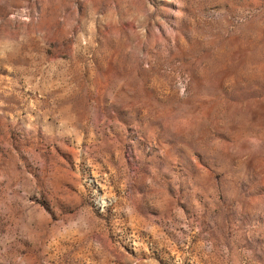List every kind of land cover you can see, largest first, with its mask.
Returning a JSON list of instances; mask_svg holds the SVG:
<instances>
[{
    "label": "rangeland",
    "instance_id": "obj_1",
    "mask_svg": "<svg viewBox=\"0 0 264 264\" xmlns=\"http://www.w3.org/2000/svg\"><path fill=\"white\" fill-rule=\"evenodd\" d=\"M0 264H264V0H0Z\"/></svg>",
    "mask_w": 264,
    "mask_h": 264
}]
</instances>
